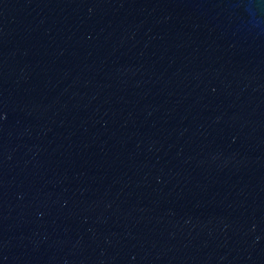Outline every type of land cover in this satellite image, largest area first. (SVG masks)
Returning <instances> with one entry per match:
<instances>
[{"label": "water", "instance_id": "1", "mask_svg": "<svg viewBox=\"0 0 264 264\" xmlns=\"http://www.w3.org/2000/svg\"><path fill=\"white\" fill-rule=\"evenodd\" d=\"M0 264H264V0H0Z\"/></svg>", "mask_w": 264, "mask_h": 264}]
</instances>
